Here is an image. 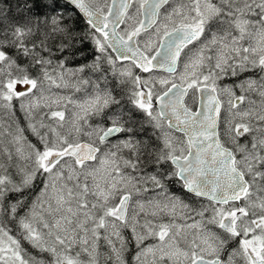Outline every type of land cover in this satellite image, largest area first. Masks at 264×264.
I'll use <instances>...</instances> for the list:
<instances>
[{"label":"snow or ice","instance_id":"snow-or-ice-1","mask_svg":"<svg viewBox=\"0 0 264 264\" xmlns=\"http://www.w3.org/2000/svg\"><path fill=\"white\" fill-rule=\"evenodd\" d=\"M102 240L264 264V0H0V264H100Z\"/></svg>","mask_w":264,"mask_h":264},{"label":"trees","instance_id":"trees-1","mask_svg":"<svg viewBox=\"0 0 264 264\" xmlns=\"http://www.w3.org/2000/svg\"><path fill=\"white\" fill-rule=\"evenodd\" d=\"M4 3L6 5H9L10 4L11 8L13 10H15L16 0H4ZM12 14L13 15H18V13H16L15 11H13ZM72 24H73V26L77 30H81V29H84L86 27V25L83 22V19L81 17L76 16V15H73V17H72ZM44 30H47V26L44 25L43 23H41V31H44ZM85 51H86V55L84 57L78 58L77 60L73 61L72 64L70 65L71 67H75V66H77L79 64H82V63L90 62L91 61L93 52H92L90 46L88 48H86ZM17 62L19 64H21V65H25L26 64V61L23 58H19L17 60ZM28 71L33 76L40 75L38 66L37 67H29L28 68ZM84 75H85V78H87V75H88L87 74V70H86V72H85ZM220 83L223 85V84H229L230 82H220ZM70 92L71 91H68V93H70ZM117 95H120L119 90H117ZM74 97L76 98L78 96H74ZM13 103L14 104H17V107H18V102L17 101H14ZM122 103H125V101L122 100ZM138 115L142 116V114H138ZM16 116L20 118V125L21 126H24L25 121L23 119V114L17 110L16 111ZM93 122H95V121H93ZM25 134L28 135V133H25ZM29 139L32 140L33 143H35V138L34 137H32V136L29 135ZM173 190L174 191L175 190H178V186L173 187ZM36 191H38V189ZM34 194H35V192L32 193V195H34ZM32 195H29L27 197V201H31ZM7 227L10 228V229H12V232L13 233H15L17 231V227H16V225H15L14 222L7 224ZM129 235H130V233H127V232L125 233V236L126 237H128ZM129 244L130 245H128V250L125 252L124 256H125V259L128 262V264H133L132 263V257H133L134 251H136V247L134 246V243H129ZM26 247H27V245H26ZM31 251H34V250H31ZM100 252H101V262H100V264H112L111 261H107L106 262V260H105V257H106V255L108 253V249H107L106 245H104L103 240L101 241ZM81 258H83V256H81Z\"/></svg>","mask_w":264,"mask_h":264},{"label":"rangeland","instance_id":"rangeland-1","mask_svg":"<svg viewBox=\"0 0 264 264\" xmlns=\"http://www.w3.org/2000/svg\"><path fill=\"white\" fill-rule=\"evenodd\" d=\"M123 63L127 64L125 62H123ZM160 75H163V74H160ZM245 75H252V73H245ZM220 82H230L231 83V80L226 79V80H222ZM68 91H71L72 93L71 92L68 93ZM52 93H59L62 96H71V98L73 100H83V99H86L87 95H88V92L86 89H82L80 92H74L71 89H56V88H52L51 93L46 92L45 95H51ZM74 96H78V97L75 98ZM72 107L73 106L71 104L68 105L67 110H66V117L70 114ZM87 139H88L87 137H83V136L81 137V140L87 141ZM128 238L130 240V235L128 236ZM129 243H134V242H129ZM145 243H152V241L148 240V241H145ZM128 245H130V244H128ZM134 246H135V244H134ZM134 254H135V251H134ZM134 254H133V256H134ZM82 256H83V254H82ZM84 258L85 257L83 256L82 259H84ZM132 263H133V261H132Z\"/></svg>","mask_w":264,"mask_h":264},{"label":"water","instance_id":"water-1","mask_svg":"<svg viewBox=\"0 0 264 264\" xmlns=\"http://www.w3.org/2000/svg\"><path fill=\"white\" fill-rule=\"evenodd\" d=\"M81 18H82V17H81ZM82 19H83V18H82ZM125 63H128V62H127V61H125ZM158 73H162V72H159V71H158Z\"/></svg>","mask_w":264,"mask_h":264},{"label":"flooded vegetation","instance_id":"flooded-vegetation-1","mask_svg":"<svg viewBox=\"0 0 264 264\" xmlns=\"http://www.w3.org/2000/svg\"><path fill=\"white\" fill-rule=\"evenodd\" d=\"M114 140L116 139V138H113Z\"/></svg>","mask_w":264,"mask_h":264}]
</instances>
